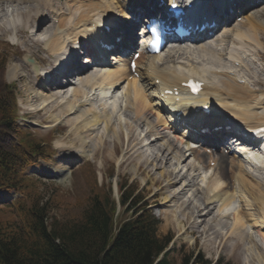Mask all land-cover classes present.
Segmentation results:
<instances>
[{
    "label": "bare ground",
    "instance_id": "6f19581e",
    "mask_svg": "<svg viewBox=\"0 0 264 264\" xmlns=\"http://www.w3.org/2000/svg\"><path fill=\"white\" fill-rule=\"evenodd\" d=\"M148 1L150 0H0V34H7L5 37L14 35L15 39L11 40L13 45L15 47L21 46L25 50L24 53L32 54L40 62V72L37 74L31 72L32 84L29 85V90L33 91L34 98H32L34 102L37 101L40 110L51 109L49 117L52 120L67 122L70 133L75 134L74 138L79 141L80 146L86 140H90V136L98 131L100 127L104 132L111 133L117 143L120 134L112 122L114 115L106 106L107 104L100 100L105 95L120 100L118 106L121 108L122 113L123 109L125 110L131 119L130 124L136 125L138 121L143 122L148 130L146 135L153 136L149 144L155 145L158 141L161 142L158 146L156 145V154L154 153L152 157L153 161L160 163V168L165 167L172 159L175 160V163H173L176 166L189 159L190 164L186 172L192 171V169L202 170L199 177L203 185H198L195 189L196 194L199 193L202 207L194 206V210H192V216L195 219L198 218L199 224L205 223V226L210 227V218L213 221H218L216 220L218 215L219 219H224L230 214L231 217H228V219L231 222L224 233V236L229 240L230 248L235 251L236 255L237 249L243 243V250L241 251L243 264H264L263 179L250 174L246 170L241 157L217 155L218 164L214 168H210L208 164L210 157L208 156L205 159L202 155L203 152L201 153L199 150L225 145V141H222V135L218 133L219 130L217 132L213 130L211 136L209 134L201 135L195 124H189L186 126L188 131L180 132L172 123V119L169 121L168 118L170 117L163 114V107L168 105L169 102H172V107L180 103L183 104L182 107L188 112L193 108L190 104H207L208 107L213 108V112L221 115L219 116L220 120L218 119V124H223L221 129H227L224 127L232 129V126L236 125L244 126L248 132H252L258 126L264 127V90L254 87L255 84H260L259 80L248 81L249 79H246L244 74L246 70L250 69L247 65L250 64V59L254 55L251 51L239 54L240 48H235L233 52H230L229 47H227L231 44H241L240 47L249 45L247 48L252 50L250 46H253L256 50L254 54L260 56V53L264 51L260 40L258 44L257 35L259 30L264 31V20L262 21L261 18L256 17L257 15H254V11L257 9L252 7L256 6V3L251 0H239L245 12L243 19L233 25H226L221 31V36L213 40V43H206L204 39L198 37L191 38L188 41L189 43H186L183 47L176 45V48H170L167 55H165L166 59L162 58L163 53L147 56L141 52L136 60L134 70L130 69L127 63L129 52L121 49V53L118 50L115 54H110L107 57L104 52H99L95 46L88 45L85 42V35H83L85 27L92 28L93 25L107 22L109 19L125 23V27H122L118 33L116 32V26H114V30L125 41H129L127 36L130 31L128 29L134 26L138 16L150 5ZM218 1L207 0L206 7L216 8ZM44 11L49 14L46 15ZM51 20L55 25H47L48 22L51 23ZM20 25L22 26L21 33V30H19ZM14 32L16 33L14 34ZM17 34H19L20 39L17 38ZM198 34L206 38L203 31ZM42 35H45L42 38L43 40L40 39ZM87 35L88 33H86ZM216 40H219V44L223 42V46L226 44V52L225 49L222 50L224 56L226 55L224 60L230 57L231 61L240 62L239 67H234V73L230 71L231 68L219 72L212 69L208 73L207 70L198 67L194 63L184 64L183 61H177L182 58V55H186L185 59L187 61L196 58L198 55L203 59L204 57L206 60L210 59L213 63L216 57L215 54L222 53L217 48L219 44ZM28 41L32 42L30 43L32 45L28 46ZM131 41H133L132 38ZM225 41H228V43ZM40 43L49 56L47 58L51 60V67H43L41 61L34 54L33 48L31 49V47L38 46ZM254 43L257 45H253ZM122 44H125V42H122ZM219 46L222 49V46ZM78 47L86 54V60L77 64L80 72L75 81L78 84L72 87L70 92L60 93L64 87L58 84L64 81L59 79L60 83H58L55 82V79L65 71L61 74L63 68L57 70L55 68L60 64L67 63L68 60L75 62L77 55L73 57L72 52H75ZM180 49L186 50V52L181 51L180 55L177 54ZM244 56L246 59H243ZM219 60L221 59L219 58ZM43 63L47 65L46 61ZM20 65L17 62L9 64L6 70L8 80L11 81L17 76V72L22 68ZM26 66L29 67V64H26ZM228 66L227 61L224 63V67ZM45 69L52 70L50 79L46 77L50 73L43 74ZM186 70L202 79L203 86L199 96L181 98L175 102L176 100L172 95L160 94L161 90L165 88L177 89L181 92L183 89L180 87V83L186 79L188 74ZM19 73L23 75V73ZM25 76L28 77V74H25ZM53 78L55 79L53 80ZM238 79H246V81L240 83L237 82ZM116 95L119 97L116 98ZM67 116L71 117L67 118ZM198 116V118L202 117L200 114ZM222 119L227 121L225 122ZM131 127L133 126L130 125L129 128ZM192 139H199L198 146L190 147ZM238 139L243 142L248 141V138L243 136H239ZM121 142L125 151L123 157L125 153L129 156L133 150L128 151L127 138L122 139ZM260 143L262 150L259 151L261 152H250L246 156L248 159L256 160L264 166V141H260ZM253 144L255 142L249 143L248 141V145ZM92 145L93 148L98 146L97 143ZM113 152L111 150L110 154H113ZM72 161L66 160L67 164L52 169L54 170L52 173L61 183H64V180L67 179L65 170L72 165ZM122 161H124V158ZM220 161L224 163L221 164ZM153 165H156V163ZM220 168L224 169L225 175ZM165 171L161 169L159 172L160 175L163 174V177L168 179L165 182L166 186L176 185L186 178L184 173L175 171V168ZM193 178L194 176H191L187 179L192 180ZM185 185L178 189L179 194L185 193L186 187L190 185L189 181ZM183 198H185V195ZM236 201L237 203H235ZM182 203L187 205L192 203V200L185 199ZM233 204L236 207H233ZM230 207L232 212H229ZM213 208L217 209L216 214L213 212ZM177 220L176 224L181 229L182 225ZM186 237L191 239L189 236Z\"/></svg>",
    "mask_w": 264,
    "mask_h": 264
},
{
    "label": "rangeland",
    "instance_id": "374dc122",
    "mask_svg": "<svg viewBox=\"0 0 264 264\" xmlns=\"http://www.w3.org/2000/svg\"><path fill=\"white\" fill-rule=\"evenodd\" d=\"M258 8L259 10L255 8L257 10L254 11V15L255 16L257 15L256 17L258 19L261 18V20L263 21L264 6ZM44 13L46 15L49 14L46 11H44ZM47 25H55V23L52 24L48 22ZM19 30H21L20 31L21 33L22 32L21 25L19 26ZM261 31L259 30V34L257 35L258 44L261 42V40L264 42V35L261 34ZM15 33L16 32H14V34ZM19 34H17L18 35L17 38H19ZM5 35L7 34H3V35L0 34V51L1 53L5 54L7 57L4 66L0 67V85L9 84L12 82L15 84V88H16L15 100L18 108L17 113H18L19 124L23 125V127L26 130L25 131L26 134L30 132L35 137L43 138V139L53 134V137L51 138H53L55 142L57 140H64L60 143L57 142V145H55L56 147L52 145L54 149L56 148L55 155H52L45 162L40 161L39 166L37 165L38 167L41 168L40 173L36 172L34 168L30 170V174H33L38 179L37 185L39 187L41 195L43 196L42 200L40 201V205L44 206L43 201H45L48 205V209L45 211H48L51 208H53L52 214L56 217H62V216L66 217V214L68 213V210L62 208L61 201L59 203H56L52 207V203H54L53 196L51 198H47V197L52 193L53 190L60 191L59 197L60 199L62 198L64 202H73L76 200V198L88 195L90 191L88 183L86 181V178L89 177L88 172L84 171L83 169H80L79 171H76L77 169L73 170L72 165L74 161L72 162V165L68 166L71 173L70 176H68L67 180H64V182L66 181L67 183L66 187H62V185L57 183V181L50 176L51 172L54 171L52 170V168L62 167L63 165L67 164L66 160H72L71 159L72 156H76L77 154L81 153V155L82 154L84 155V156L82 155L83 158L86 159V161L90 162L94 171L97 172V174L96 172L95 174L99 184H101L102 182L103 183L107 182V184L109 182L112 183L113 182L112 180L116 179L120 185V183H122L125 180L126 184H131L134 187L133 193L138 192V194H141L144 197V200H146V202L148 203L147 208L148 209L151 208L153 210V213L158 218H160V224L157 229V234L159 236H170V239H173L169 245V255H168L169 260L173 264H181L185 257L187 258L190 257L191 262H194L195 259L200 255H202L203 259H206L208 261V264H243L242 262L243 255L241 254V251L243 250L242 249L243 243L240 244L239 248L237 249L238 252L235 255V251L232 250L229 246L228 238L224 236V233L226 232L227 227L231 222V220L228 219V217H231L230 214L227 218L224 219L221 218L219 219V215L217 214L218 216L216 220L218 221H213L212 218H210L209 219V222L211 223L210 227L205 226V223L199 224L198 218L195 219L192 216V210H194L193 208L194 206L202 207L199 198V193L196 194L197 191L195 190L197 189L198 184L201 182L199 174L202 172V170L196 171L192 169V171L190 170L191 172L190 171L186 172V169L190 164L189 159H187L184 162H181L177 166L174 165L175 160L172 159L165 167L162 166L160 168V163L153 161L152 157L153 154L156 152V145L158 146L161 142L158 141L157 143H155V145L149 144L150 141H152L153 136L148 134L146 135L148 130L146 129L145 124L139 121L137 122L136 125L130 124L131 119L128 117L124 109H123V113L117 114L112 118V122L114 123L115 127L118 129V132L120 134V138L119 140H117V143L115 142V138L112 136V134L104 132V130L101 127L98 131L94 132L90 136L91 137L90 140H86V142L82 143L81 146L79 141L76 138H74L75 134L70 133L68 126L69 124H67V122H60V121L58 122L57 127L61 128V130L54 128L47 129L46 127L51 125L52 121L54 123L56 122L49 117L51 112L50 108L49 110H39V112L37 110L40 108V106H38L37 101L34 102L33 91L29 90V85L32 84L31 82L32 74L30 73L29 68L20 61L21 54L25 52V50L22 49L21 46L15 47L13 46V44L11 45L10 43L6 42L7 37H5ZM44 36L45 35H42L40 39L43 40L42 38ZM259 37L261 40L259 39ZM225 42L228 43V41ZM30 43L32 42L28 41L27 43L29 44L28 46L32 45ZM225 45L224 46L223 44L221 45L222 49L220 46H218L217 47L218 50L222 52V50L225 49L226 52ZM235 45L236 44L228 45L227 46L229 47L228 50L230 52H233V49H235V47L232 46ZM238 45L240 46L241 44ZM253 45H257V44L254 43ZM32 48L34 50V54L41 61L42 64L45 65V63L43 62L46 61L47 66L50 65L48 67L52 66L51 60L47 58L49 56L46 54V51L44 50V47L41 45V43L38 46L31 47V49ZM262 53L263 52L260 53V56ZM215 56H216L215 58L213 57L214 58L213 63L210 59L206 60L204 56L203 59L202 57H198V55L196 57L197 59L192 58L188 60V62L194 63L198 67L207 70V72L209 73L210 70L213 69V67H215L214 69L218 67H224V63L227 62V60H224V58L226 57V55L224 56V52L215 54ZM254 57L258 59V57L256 56ZM219 58L221 60H219ZM227 59H230V57H228ZM177 61L179 62L183 61V58H180ZM262 61L264 63V57L262 58ZM12 62H17L21 64L20 66H22V68L19 69V72H21V74L23 73V75H20V73L17 72L18 73L17 76L10 81L6 78V70L9 64H11ZM260 63L262 64V62ZM250 64H252L253 67H250V69L244 72L246 79L248 78L249 79L248 81L251 80L252 82L259 80L260 84L258 85L255 84L254 87L260 88V90H264V66L260 68V72H259L256 70L257 67L256 60L254 62H251L250 59ZM207 72L205 73L206 75L208 74ZM25 74H28V77L30 79L26 77L27 75L25 76ZM255 74H257L258 76H256ZM65 88L66 87L62 88L60 93H64L65 91H67L65 90ZM116 98H118V96ZM107 99L104 98V101H107ZM108 105L109 104H107V106ZM55 112L56 111L54 109V113ZM70 117L71 116L69 117L67 116V118ZM35 121L38 123L40 122L41 125L43 126L40 127L33 126L31 123ZM130 125L133 127L129 128ZM123 138H127L128 151L133 150V152L130 153L129 156L126 154L127 156L125 157V160L121 164V167L120 168L118 167V170L116 171L114 167V163H115L114 160L116 159L117 155H119L120 152L123 150L122 148L123 146L121 142ZM9 140H11V137L5 138V142H8ZM93 143H97L98 146L96 148H93L92 145ZM111 150L114 151L113 154H110ZM148 150H150V152ZM154 163H156V165H153ZM220 163L223 164L224 162L220 161ZM44 168L50 171L47 172L44 170ZM172 168H175V171L184 173L186 178L181 180L176 185L166 186L165 182H167L168 179L166 177H163V174H161L162 175L161 176L159 171L161 169H163L164 171L165 170L170 171ZM220 169L222 172L224 171V169L222 168ZM261 172H262L261 169H257V171H255L254 173L260 177V175H262ZM223 174L225 175L224 172ZM191 176H194V178L192 180H188L187 178ZM188 181L190 185L186 187L185 193L183 192L184 194L183 193L179 194L177 192L178 189H180L183 186H186L185 184L188 183ZM161 186L162 188H160ZM113 191L114 192L116 191L115 188H113ZM2 193L3 192H1L0 194ZM191 193L194 194L192 195ZM184 195L185 198H183ZM185 199H191L192 203H189L190 205L183 204L182 202ZM235 203H237V201ZM0 206H1V202H0ZM232 206L236 207L234 206V204ZM216 211L217 209L213 208V212L215 214ZM229 212H232V208ZM5 216L13 217V215L10 212L5 213ZM176 219H178L177 221H179V223L182 225L181 229L176 224ZM177 234L178 235L181 234V235L178 236ZM185 235L189 236L191 239L187 238Z\"/></svg>",
    "mask_w": 264,
    "mask_h": 264
},
{
    "label": "trees",
    "instance_id": "16d2710c",
    "mask_svg": "<svg viewBox=\"0 0 264 264\" xmlns=\"http://www.w3.org/2000/svg\"><path fill=\"white\" fill-rule=\"evenodd\" d=\"M14 112L10 92H3L0 95V188L5 189L23 188L21 171L28 161L27 152L35 147L31 142H11L10 148L3 146L2 141L9 132L16 137L25 135L14 122ZM131 192L132 188L127 187L123 198L129 197ZM93 199L80 220L50 232L41 207L31 205L27 210L17 201L9 208L16 218L5 216V208L0 210V264H153L167 246L168 238L157 237L158 220L151 212L145 209L138 214L134 212L110 241L112 205L108 199L101 201L97 196ZM167 255L164 253L154 264H172ZM189 261L185 257L182 264H189ZM193 264L208 262L198 256Z\"/></svg>",
    "mask_w": 264,
    "mask_h": 264
},
{
    "label": "water",
    "instance_id": "95a60500",
    "mask_svg": "<svg viewBox=\"0 0 264 264\" xmlns=\"http://www.w3.org/2000/svg\"><path fill=\"white\" fill-rule=\"evenodd\" d=\"M23 59H24L25 62L31 64L32 70L35 73H38L39 66H38L37 62L34 60V58L30 54H28V53L24 54Z\"/></svg>",
    "mask_w": 264,
    "mask_h": 264
},
{
    "label": "snow or ice",
    "instance_id": "6c2138e0",
    "mask_svg": "<svg viewBox=\"0 0 264 264\" xmlns=\"http://www.w3.org/2000/svg\"><path fill=\"white\" fill-rule=\"evenodd\" d=\"M192 88H193L194 91H196L198 89V86L195 83H193L192 84Z\"/></svg>",
    "mask_w": 264,
    "mask_h": 264
}]
</instances>
